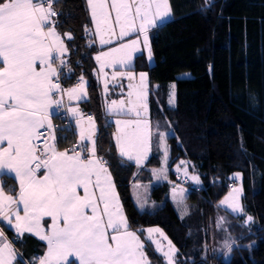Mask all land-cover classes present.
Returning <instances> with one entry per match:
<instances>
[{
    "label": "snow or ice",
    "instance_id": "1",
    "mask_svg": "<svg viewBox=\"0 0 264 264\" xmlns=\"http://www.w3.org/2000/svg\"><path fill=\"white\" fill-rule=\"evenodd\" d=\"M58 2L0 0V224L14 230V239L31 234L46 243L44 254L29 264H151L145 251L147 242L155 245L165 264H179L178 249L162 229H131L109 161L97 155L98 130L92 116H87L84 127L79 107H67L66 112L76 118L79 140L71 149L61 151L57 147L62 137L52 118L65 104L64 97L79 102L88 96L83 75L71 88L65 89L60 83L62 76L72 72L65 59L69 48L63 37H74L70 32L57 31L59 17L64 15L55 8ZM212 4L213 0H205L201 11ZM86 5L92 27L85 25L84 31L95 38L89 46L98 41L101 47L94 59L99 65L98 78H104V92H108L109 83L106 68L125 69L112 73L114 84L118 77L129 81L127 99L105 104L109 115L128 117L115 120L113 135L120 163L133 161L138 169L143 167L154 138H158L156 145L163 149V160L159 169L151 171L157 180H167L166 141L172 129L160 131L147 115L152 92L148 73L140 72L138 83H133L136 74L128 69L133 67L137 53L147 50L148 60L153 58L150 32L171 22L174 13L170 0H86ZM114 43L117 46H112ZM175 87L170 86L169 106L176 102ZM176 171L200 183L198 175L189 176L188 162L181 161ZM7 179L18 183V192L14 187L6 189ZM229 179L240 180L241 174ZM140 187L134 185L135 189ZM185 191L175 186L172 191L181 219L190 214ZM242 197V186L233 187L220 204L227 205L232 213H244ZM134 199L139 208L145 207L146 200L138 191ZM45 218L51 221L46 227ZM251 222L253 217L247 216L244 223ZM225 223L224 217H218L216 227ZM138 233L147 235L142 240ZM162 241H167L166 246ZM234 243L225 241L226 256ZM20 255L0 227V264H17Z\"/></svg>",
    "mask_w": 264,
    "mask_h": 264
},
{
    "label": "trees",
    "instance_id": "2",
    "mask_svg": "<svg viewBox=\"0 0 264 264\" xmlns=\"http://www.w3.org/2000/svg\"><path fill=\"white\" fill-rule=\"evenodd\" d=\"M170 5L174 13L171 22L150 32L152 64L148 65L139 54L131 68L148 73L152 88L148 116L153 126L158 124L165 132L172 129L166 141L168 178L150 190L149 198L157 204L152 211L134 206L129 185L149 182L154 177L151 169L160 166L158 138H154L142 168L125 162L121 165L112 124L103 110L93 74V45L88 44L92 37L84 31L91 22L84 0H59L55 4L56 10L64 13L57 31L70 32L74 37H63L69 48L65 59L72 72L62 76L61 86L74 85L81 75L87 82L88 96L78 105L83 114L95 120L97 155L109 161L132 230L162 229L178 249L179 264H264V0H213L204 11L205 0H170ZM183 72L188 76L178 77ZM170 82L176 86L174 106L167 105ZM52 120L57 122L62 137L58 149H71L74 132L56 116ZM181 161L188 162L189 174L199 176V184L189 186L188 181H176L173 168ZM235 172L241 174L244 213L223 214L216 204L232 183L230 174ZM175 184L187 188L184 202L190 214L183 219L169 199ZM5 187L16 191L13 179H7ZM221 216L226 223L217 228L216 220ZM246 216H252L253 222L245 224ZM3 229L21 254L17 264H29L41 256V242L27 234L22 240L14 239L8 229ZM226 240L235 243L224 260ZM145 251L151 264H164L149 242Z\"/></svg>",
    "mask_w": 264,
    "mask_h": 264
},
{
    "label": "rangeland",
    "instance_id": "3",
    "mask_svg": "<svg viewBox=\"0 0 264 264\" xmlns=\"http://www.w3.org/2000/svg\"><path fill=\"white\" fill-rule=\"evenodd\" d=\"M85 2H86V0H85ZM87 6V5H86ZM89 13V12H88ZM90 17V16H89ZM90 22H91V20H90ZM92 27V24H91V26H90V28ZM118 31V30H117ZM92 37V36H91ZM132 38H135L134 36L132 37ZM92 39H95L94 37H92L91 38V40ZM142 39V38H141ZM112 46H117L115 43L112 45ZM93 50H92V52H91V57H92V60H93V63H94V72H93V74H94V76H95V79L97 80V83H98V85H99V90H100V97H101V102H102V106H103V110H104V112L108 115V121L112 124V128H113V134L115 133V131H116V125H115V120L116 119H118V118H123V119H127L128 117H117V116H112V115H109L107 112H106V110H105V104L106 103H111V101L112 100H120V99H127V93H128V91H129V89H128V85H129V81H128V79H127V77H118L117 78V80L115 81V84L111 81V76H112V73L114 72V71H116V72H120V71H125V69H121V68H119V67H116V68H106L105 69V71L107 72V74H108V76H107V79H108V81H109V83H108V92L107 93H105L104 92V78H98V69H99V65L97 64V62H96V60L94 59V57H95V55L96 54H98V52L99 51H101V47H100V45L98 44V41H97V43H95L93 46ZM103 50H107V47H105ZM139 54H142L143 56H144V58H145V60H146V62H147V64L148 65H151L152 64V59H151V61H149L148 60V53H147V50H144L142 53H137V54H135L134 55V57L136 56V55H139ZM129 71H133L135 74H136V81H133V83H138V81H139V73L140 72H144V71H134V70H132L131 68L130 69H128ZM188 76V73L187 72H183V73H180L179 75H178V77H187ZM78 81V80H77ZM172 84H174L173 82H170L169 84H168V96H167V105H169L168 104V99H169V92H170V86L172 85ZM74 85H67V86H65L64 88L65 89H67V88H71V87H73ZM67 98V97H66ZM76 102V101H75ZM72 103V101L71 102H68V105L69 104H71ZM148 115V114H147ZM71 118H69V120H70V123H71V125H72V127H75L76 126V122H74L75 120H71L72 118L73 119H76L75 117H73V116H71V115H69ZM74 124H75V126H74ZM75 132V131H74ZM77 132H78V130H77ZM113 139H114V135H113ZM114 145H115V147H116V144H115V139H114ZM116 150H117V148H116ZM159 151H160V166L157 168V169H159L160 167H161V161L163 160V156H162V151H161V149H159ZM117 152H118V150H117ZM119 154V153H118ZM150 154H151V151H150V153H149V156H150ZM125 162H130V163H133V164H135L133 161H127V160H125ZM176 167H177V165L173 168L174 169V172H175V176H176V181L177 182H179V184L180 183H182V182H184V181H188L189 182V186L190 185H196V183L195 182H193V181H191L190 179H188V178H186V177H184L183 175H182V171H183V169H182V171L180 172V173H178L177 171H176ZM236 173V172H235ZM235 173H232V174H230V176L229 177H233V174H235ZM191 175H193V174H189V176H191ZM162 180H164L163 178H161V179H159V180H157L155 177L151 180V181H149L148 183H143V184H140V183H137V184H139V185H141V187L139 188V189H135L134 187H132V189H131V194H132V200H133V203H134V206L138 209V210H145V211H152L154 208H155V205H157L156 204V202H154V201H152L150 198H149V193H150V190H151V188L156 184V183H158V182H160V181H162ZM232 180V183L230 184V186H229V188L227 189V191L224 193V195L220 198V200L217 202V204H216V208L218 209V210H220L223 214L224 213H227V214H230V215H240V214H242V213H232L231 211H230V209L227 207V205H221L220 204V201H222L226 196H228V194H229V192H230V190L233 188V187H240L241 186V184H240V180H235V179H231ZM176 182V183H177ZM179 184H175V185H173L172 187H171V189H170V194H169V199L172 201V203H173V206H174V209H175V211H176V213H177V215H179L180 216V209H178L177 208V205L174 203V201H173V199H172V191H173V187L175 186L177 189H180V188H183V189H185V190H187V188H186V186H183V185H179ZM136 185V184H135ZM146 186V187H145ZM139 192L140 193V195L142 196V197H144V199L146 200V204H145V207L143 208V209H141V208H139L138 206H137V204H136V202H135V199H134V194L136 193V192ZM185 193H186V191H185ZM185 193H184V196H185ZM179 196H180V193H179V191L177 192V199H179ZM241 202V201H240ZM222 217V216H221ZM247 217V216H246ZM148 228H152V227H148ZM144 229H147V228H144ZM145 234V237H146V233H144ZM156 238L157 239H161L160 237H159V235L158 234H156ZM150 243V242H149ZM162 243H164V245L166 246V244H167V241H162ZM151 244V243H150ZM151 246L153 247V249H154V252H156L155 251V245L154 244H151ZM159 255L162 257V255L159 253ZM228 259V255L226 256V255H224V260H227ZM162 260L164 261V259H163V257H162ZM165 263V262H164Z\"/></svg>",
    "mask_w": 264,
    "mask_h": 264
},
{
    "label": "crops",
    "instance_id": "4",
    "mask_svg": "<svg viewBox=\"0 0 264 264\" xmlns=\"http://www.w3.org/2000/svg\"><path fill=\"white\" fill-rule=\"evenodd\" d=\"M85 1V0H84ZM85 5H86V2H85ZM87 7V6H86ZM65 56H66V54H65ZM63 87V86H62ZM64 88V87H63ZM55 98H59V94L57 95V97H55ZM64 100H65V104L60 108V110H59V112H65V114H66V116H67V118H68V120H69V118H71L70 116H69V114L66 112V108L67 107H79V105H78V103L80 102H75V100L74 101H72V103L71 104H69L68 105V100H67V98H66V96L64 97ZM82 101V100H81ZM80 109V108H79ZM82 113V112H81ZM83 114V113H82ZM83 116H84V120L82 121V126H84V127H87V116H89V115H86V114H83ZM54 118V117H53ZM71 120H75L74 122H76V119H71ZM76 124V123H75ZM75 124H74V126H75ZM71 127H72V125H71ZM77 130H78V132H77ZM72 131L74 132V134H75V142L77 143L78 142V140H79V129L77 128V125L75 126V127H72ZM113 142H114V139H113ZM90 146V145H89ZM115 151H116V154H117V156H118V158H120V159H122L120 156H119V154H118V152H117V150H116V147H115ZM161 151H162V156H163V149H161ZM125 163H129V164H132L135 168H137V166H136V164H133V163H130V162H125ZM142 168V167H141ZM138 169V168H137ZM41 175L43 174L42 172L40 173ZM154 177H152V179H153ZM14 180V179H13ZM15 182V185H16V192H18V190H19V187H18V183L16 182V181H14ZM145 183H148V182H145ZM135 184H137V183H131L130 185H129V196H130V198H131V200H132V194H131V189H132V187H134V185ZM140 184H143V183H140ZM10 194V193H9ZM14 194V193H13ZM169 194H170V192H169ZM132 202H133V200H132ZM134 204V203H133ZM22 214V213H21ZM45 220H46V223H45V227L47 226V224L48 223H50L51 221L49 220V219H47V218H45ZM0 227H4L5 229H8L14 236H15V232H14V230L13 229H11V228H9L8 227V225L6 224V223H4V224H0ZM146 228H148V227H146ZM144 229V228H143ZM27 235H29V236H31V237H33L34 239H36L37 241H39V242H41L42 244H43V252H42V254H41V256L44 254V252L46 251V243L45 242H43V241H41V240H39L36 236H33V235H31V234H27ZM143 235V237L145 238V234L143 233L142 234ZM153 248V247H152ZM154 250V249H153ZM157 253V252H156ZM158 255H159V253H157ZM77 264H78V262H77ZM165 264V263H164Z\"/></svg>",
    "mask_w": 264,
    "mask_h": 264
},
{
    "label": "built area",
    "instance_id": "5",
    "mask_svg": "<svg viewBox=\"0 0 264 264\" xmlns=\"http://www.w3.org/2000/svg\"><path fill=\"white\" fill-rule=\"evenodd\" d=\"M85 46H86V44H85ZM76 83H77V82H75L74 85H75ZM56 118H57V120H61L62 125H63L65 128H67V129H71V130H72L70 120H68V118H67L65 112H59V114L56 115ZM52 122H53L54 125L57 126V122H56V121L52 120ZM76 145H77V143L74 142V144L72 145V147H74V146H76ZM77 150H79V149H77Z\"/></svg>",
    "mask_w": 264,
    "mask_h": 264
}]
</instances>
